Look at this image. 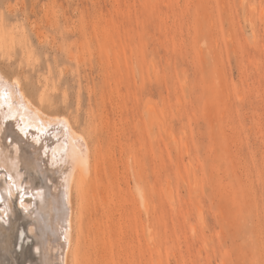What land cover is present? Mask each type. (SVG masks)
<instances>
[{
	"label": "rangeland",
	"instance_id": "rangeland-1",
	"mask_svg": "<svg viewBox=\"0 0 264 264\" xmlns=\"http://www.w3.org/2000/svg\"><path fill=\"white\" fill-rule=\"evenodd\" d=\"M0 41L99 149L82 264H264V0H0Z\"/></svg>",
	"mask_w": 264,
	"mask_h": 264
},
{
	"label": "bare ground",
	"instance_id": "bare-ground-1",
	"mask_svg": "<svg viewBox=\"0 0 264 264\" xmlns=\"http://www.w3.org/2000/svg\"><path fill=\"white\" fill-rule=\"evenodd\" d=\"M7 77L0 69V264H82L83 186L100 169L99 149Z\"/></svg>",
	"mask_w": 264,
	"mask_h": 264
}]
</instances>
